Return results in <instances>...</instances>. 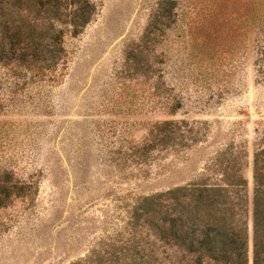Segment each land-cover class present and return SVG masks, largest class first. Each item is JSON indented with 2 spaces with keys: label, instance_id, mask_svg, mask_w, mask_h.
I'll list each match as a JSON object with an SVG mask.
<instances>
[{
  "label": "rangeland",
  "instance_id": "obj_1",
  "mask_svg": "<svg viewBox=\"0 0 264 264\" xmlns=\"http://www.w3.org/2000/svg\"><path fill=\"white\" fill-rule=\"evenodd\" d=\"M90 1L93 19L64 38L61 75L0 66V175L28 184L0 207V264L92 254L123 264L120 246L151 251V231L132 217L139 197L213 177L222 151L244 150L251 192L264 135V0H172L164 13L162 0ZM162 120H184L188 139L150 140Z\"/></svg>",
  "mask_w": 264,
  "mask_h": 264
},
{
  "label": "trees",
  "instance_id": "obj_2",
  "mask_svg": "<svg viewBox=\"0 0 264 264\" xmlns=\"http://www.w3.org/2000/svg\"><path fill=\"white\" fill-rule=\"evenodd\" d=\"M166 4L172 8V0H162L159 9ZM96 11L90 0H0V66L11 74L22 71L39 80L55 79L67 64L65 36H78ZM179 103L165 107L173 113ZM183 132H190L184 120H162L149 135L160 145L178 144L177 139H188ZM244 157V150L222 151L213 164V177L206 174L139 197L132 217L151 231L153 249L141 252L144 246L138 243L120 246L117 259L123 264H248L251 219V264H264V135L252 155L251 192L242 172ZM27 187L11 172H2L0 207L26 195ZM130 247L134 251L129 252ZM100 263L92 254L72 264Z\"/></svg>",
  "mask_w": 264,
  "mask_h": 264
},
{
  "label": "water",
  "instance_id": "obj_3",
  "mask_svg": "<svg viewBox=\"0 0 264 264\" xmlns=\"http://www.w3.org/2000/svg\"><path fill=\"white\" fill-rule=\"evenodd\" d=\"M249 246H250V253H251V221L249 223Z\"/></svg>",
  "mask_w": 264,
  "mask_h": 264
}]
</instances>
